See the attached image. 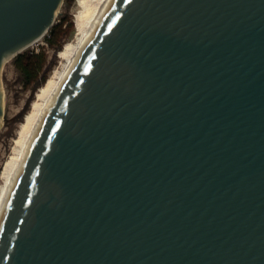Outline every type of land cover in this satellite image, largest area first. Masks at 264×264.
Returning a JSON list of instances; mask_svg holds the SVG:
<instances>
[{"label":"water","instance_id":"obj_1","mask_svg":"<svg viewBox=\"0 0 264 264\" xmlns=\"http://www.w3.org/2000/svg\"><path fill=\"white\" fill-rule=\"evenodd\" d=\"M64 0H0L2 71ZM0 264H264V0H113L27 153Z\"/></svg>","mask_w":264,"mask_h":264},{"label":"rangeland","instance_id":"obj_2","mask_svg":"<svg viewBox=\"0 0 264 264\" xmlns=\"http://www.w3.org/2000/svg\"><path fill=\"white\" fill-rule=\"evenodd\" d=\"M98 0H64L55 24L63 18L72 23L61 42L51 45L46 36L29 49L43 51L47 55L46 81L27 86L24 76L14 64V58L6 61L2 71L4 88V117L0 123V191L6 184L35 120L47 97L58 83L71 54L81 41L84 24L92 21L98 12ZM66 26V25H65Z\"/></svg>","mask_w":264,"mask_h":264},{"label":"bare ground","instance_id":"obj_3","mask_svg":"<svg viewBox=\"0 0 264 264\" xmlns=\"http://www.w3.org/2000/svg\"><path fill=\"white\" fill-rule=\"evenodd\" d=\"M113 0H98V12L94 19L92 21H89L88 24H84L85 27V33L81 39V41L76 46L74 52L71 54L69 62L63 71L58 83L54 87L53 91L49 94L47 97V100L45 104L42 106L35 123L33 125V128L25 142V145L23 146V149L20 153V156L18 157L15 165L13 166L10 175L8 177V180L6 184L3 186L2 190L0 191V221L4 212V209L6 207V204L8 202V199L12 193V190L18 180V177L20 175L21 169L23 167L24 161L26 159L27 153L29 151V148L31 146V143L47 113L50 106L52 105L54 99L56 98L57 94L59 93L66 77L68 76L69 71L71 70L72 66L78 59L79 55L83 51L86 43L90 39L92 33L96 29L97 25L100 23L101 19L103 18L104 14L106 13L107 9L111 5Z\"/></svg>","mask_w":264,"mask_h":264},{"label":"trees","instance_id":"obj_4","mask_svg":"<svg viewBox=\"0 0 264 264\" xmlns=\"http://www.w3.org/2000/svg\"><path fill=\"white\" fill-rule=\"evenodd\" d=\"M71 26L72 23L69 21V19L63 18L59 23L54 24L50 28L48 31L50 36L46 37L47 41L51 45H56L58 42H61V39L67 34ZM46 63L47 55L45 52H36L29 48L14 57V64L24 76V83L27 86L32 84H40L46 81L47 73L44 69Z\"/></svg>","mask_w":264,"mask_h":264}]
</instances>
